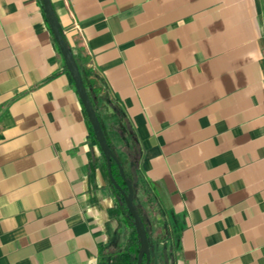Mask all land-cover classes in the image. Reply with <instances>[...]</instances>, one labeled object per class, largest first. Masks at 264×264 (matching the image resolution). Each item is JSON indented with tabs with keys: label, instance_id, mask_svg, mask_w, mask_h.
I'll return each instance as SVG.
<instances>
[{
	"label": "crops",
	"instance_id": "crops-1",
	"mask_svg": "<svg viewBox=\"0 0 264 264\" xmlns=\"http://www.w3.org/2000/svg\"><path fill=\"white\" fill-rule=\"evenodd\" d=\"M50 1L151 264H264V0ZM43 8L0 0V264H110L129 229Z\"/></svg>",
	"mask_w": 264,
	"mask_h": 264
},
{
	"label": "water",
	"instance_id": "water-1",
	"mask_svg": "<svg viewBox=\"0 0 264 264\" xmlns=\"http://www.w3.org/2000/svg\"><path fill=\"white\" fill-rule=\"evenodd\" d=\"M43 12L45 18L49 24L50 30L52 32L53 38L57 44L59 51H61V55L64 60L65 67L72 79L74 87L77 91L81 104L84 108L88 121L91 125L94 137L97 141V144L100 148V151L104 155L106 167H107V175L112 186L117 189L124 200V204L130 214V217L133 219L134 227L136 234L139 239V250L137 254L136 264H142L144 259V264H149L150 259V250H149V242L147 238V233L144 226V223L141 219V215H139L134 203H133V185L131 181L126 178L124 169L112 149L110 148L103 129L98 119L97 113L92 105L90 100V96H88L86 88L83 83L82 76L80 74L79 66H77L76 61L74 59L71 48L68 46L64 37L62 35V30L60 26V22L58 21L54 9L52 7L50 0H41ZM112 162L117 166L120 177L124 181L126 186V191L122 189L119 183L116 181L112 174Z\"/></svg>",
	"mask_w": 264,
	"mask_h": 264
},
{
	"label": "trees",
	"instance_id": "trees-1",
	"mask_svg": "<svg viewBox=\"0 0 264 264\" xmlns=\"http://www.w3.org/2000/svg\"><path fill=\"white\" fill-rule=\"evenodd\" d=\"M79 70H80V68H79ZM80 74L82 76L84 86L87 89V82L85 79V73H83V71L80 70ZM91 133L94 136L92 130H91ZM110 147H111V145H110ZM120 163L124 168V172H125L126 177L134 185L135 184L134 177L125 171L124 163L121 160H120ZM112 170H113L112 174H113L114 178L116 179V181L119 183V185L122 187V189L126 190V185H125L124 181L121 179L119 170H118V168L114 162H112ZM108 184H109L110 189L112 190V193H113L115 199H117L116 204L114 206V210L116 211V213H118V215L121 216L124 227L129 229L124 243L121 244L117 249H115L114 251L111 252L110 257H109L110 258V264H136V259H137V254H138L140 244H139L138 236H137L136 231H135L133 219L130 217V214H129V212H128L125 204H124V200H123L122 196L120 195L119 191L112 186L109 179H108ZM133 187L135 189V186H133ZM144 226H145V224H144ZM151 260H150V264H151ZM143 264H144V260H143Z\"/></svg>",
	"mask_w": 264,
	"mask_h": 264
},
{
	"label": "flooded vegetation",
	"instance_id": "flooded-vegetation-1",
	"mask_svg": "<svg viewBox=\"0 0 264 264\" xmlns=\"http://www.w3.org/2000/svg\"><path fill=\"white\" fill-rule=\"evenodd\" d=\"M106 137V136H105ZM107 140V139H106ZM108 142V141H107ZM109 144V143H108ZM110 146V145H109ZM111 148V147H110ZM112 149V148H111ZM112 151L114 152V150L112 149ZM114 154H116L115 152H114ZM117 156V155H116ZM118 157V156H117ZM105 159V158H104ZM119 159V158H118ZM119 161H120V159H119ZM123 167V166H122ZM106 169H107V167H106ZM124 169V168H123ZM125 173V172H124ZM108 176V175H107ZM126 176V175H125ZM127 178V177H126ZM132 183V182H131ZM133 185V184H132ZM127 186V185H126ZM134 186V185H133ZM126 191V190H125ZM133 197H134V187H133ZM137 209V208H136ZM138 211V210H137ZM138 213H139V215H141V213L138 211ZM140 217H142V215L140 216ZM142 219V218H141ZM142 221H143V219H142ZM143 223H144V221H143ZM144 260V259H143ZM143 264V263H142ZM149 264H150V261H149Z\"/></svg>",
	"mask_w": 264,
	"mask_h": 264
}]
</instances>
